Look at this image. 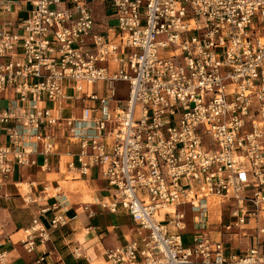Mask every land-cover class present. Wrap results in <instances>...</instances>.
Masks as SVG:
<instances>
[{"label": "built area", "instance_id": "obj_1", "mask_svg": "<svg viewBox=\"0 0 264 264\" xmlns=\"http://www.w3.org/2000/svg\"><path fill=\"white\" fill-rule=\"evenodd\" d=\"M0 102V181L65 140L68 169L113 190L133 238L108 264H264L258 239H212L209 208L222 235L264 213V0H0Z\"/></svg>", "mask_w": 264, "mask_h": 264}, {"label": "crops", "instance_id": "obj_2", "mask_svg": "<svg viewBox=\"0 0 264 264\" xmlns=\"http://www.w3.org/2000/svg\"><path fill=\"white\" fill-rule=\"evenodd\" d=\"M17 13L18 6L13 5L12 14L1 16L15 20ZM105 20L103 17L101 22ZM75 152L76 147L60 140L47 168L39 157L37 166L15 169L11 176L0 181V246L8 249L4 255L11 256L16 251L25 254L23 260H13L11 264H32L38 257L43 258L42 264H108L104 253L133 238L130 217L120 207L111 209L114 192L97 171L84 178L68 169ZM16 209L26 216L25 220L17 218ZM42 210L44 215L40 214ZM57 215L65 217V225L52 229L49 221ZM34 220L46 230L45 239L37 241L35 252L28 255L21 241ZM218 220L211 227V237L215 241L221 239L229 254L244 255L256 239L264 242L263 212L257 221L250 217L231 234L222 235L224 231L220 230L222 225ZM250 220L255 221L253 229L248 228ZM223 223L227 224V220Z\"/></svg>", "mask_w": 264, "mask_h": 264}, {"label": "rangeland", "instance_id": "obj_3", "mask_svg": "<svg viewBox=\"0 0 264 264\" xmlns=\"http://www.w3.org/2000/svg\"><path fill=\"white\" fill-rule=\"evenodd\" d=\"M97 18H98L99 22L103 19L102 14L100 12H99V16ZM112 24H114V23H112ZM1 105L4 106L3 103H1ZM219 202L220 201L217 198H212L211 201L209 202V208H210V212H211L210 218L212 221L218 220L219 212H220L222 215V220H224L223 222H225V217L227 216V209L226 208H220ZM166 212H168V211H165V212L162 211V212H160V215H163ZM14 213L17 214V218L20 219L21 221L26 219V216L23 213H21V210L16 209L14 211ZM263 216H264V213H263ZM190 218H191V216H188V220H190ZM254 224H255V221L250 220L248 228L253 229ZM214 228H216V226L213 227V229ZM21 234H23V232H21ZM18 245H19V243L16 244V246H18ZM18 247H20V246H18ZM7 250L8 249H3V246H0V252L1 253H4ZM23 254H21L19 251L14 252V254H12L11 256H8L5 254L3 256V258L0 259V264H11V261H13V260H16V261L23 260L22 259Z\"/></svg>", "mask_w": 264, "mask_h": 264}, {"label": "bare ground", "instance_id": "obj_4", "mask_svg": "<svg viewBox=\"0 0 264 264\" xmlns=\"http://www.w3.org/2000/svg\"><path fill=\"white\" fill-rule=\"evenodd\" d=\"M18 187V186H17Z\"/></svg>", "mask_w": 264, "mask_h": 264}]
</instances>
